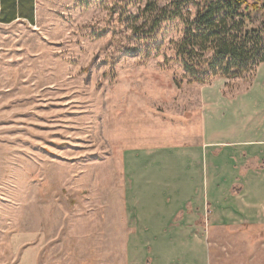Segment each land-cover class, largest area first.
I'll return each instance as SVG.
<instances>
[{"label": "rangeland", "instance_id": "rangeland-1", "mask_svg": "<svg viewBox=\"0 0 264 264\" xmlns=\"http://www.w3.org/2000/svg\"><path fill=\"white\" fill-rule=\"evenodd\" d=\"M38 1L0 23V264L38 235L39 264H264V226L227 223L262 163L213 144L250 77L189 82L176 23L120 17L172 0Z\"/></svg>", "mask_w": 264, "mask_h": 264}, {"label": "trees", "instance_id": "trees-1", "mask_svg": "<svg viewBox=\"0 0 264 264\" xmlns=\"http://www.w3.org/2000/svg\"><path fill=\"white\" fill-rule=\"evenodd\" d=\"M123 10L120 17L139 43L152 41L163 21L176 23L173 60L189 82L252 77L264 62V0H172L165 6L148 1L138 14Z\"/></svg>", "mask_w": 264, "mask_h": 264}, {"label": "crops", "instance_id": "crops-1", "mask_svg": "<svg viewBox=\"0 0 264 264\" xmlns=\"http://www.w3.org/2000/svg\"><path fill=\"white\" fill-rule=\"evenodd\" d=\"M38 6V0H0V23L11 24L21 20L33 22L38 15ZM256 69L248 81L247 88L232 99L231 103L234 101L236 107L231 110L230 118L223 123L219 121V124L214 121L213 144L225 146L220 149L221 156L229 151L228 155L231 154V158L235 156L229 160L236 162V157L245 152L247 159H258L262 163L259 171L254 169L246 171L249 172L248 178L260 180L256 183L251 182L252 186L246 189L244 208L237 206L234 208L230 205L227 223L231 225L247 222L264 226V62ZM188 161L189 158L185 161L186 166L190 164ZM232 168L236 172L237 165H233ZM188 174L187 171L186 175ZM254 194H260V199H255ZM187 199H190L189 192ZM188 222L189 219L186 218L184 223L188 225ZM39 238V235L37 240L35 237L27 236L25 249L14 264H39L38 257L41 252Z\"/></svg>", "mask_w": 264, "mask_h": 264}]
</instances>
